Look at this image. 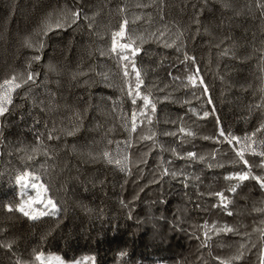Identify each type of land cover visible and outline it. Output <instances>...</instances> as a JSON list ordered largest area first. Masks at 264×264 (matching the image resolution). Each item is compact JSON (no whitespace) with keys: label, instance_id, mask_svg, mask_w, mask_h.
I'll list each match as a JSON object with an SVG mask.
<instances>
[{"label":"trees","instance_id":"trees-1","mask_svg":"<svg viewBox=\"0 0 264 264\" xmlns=\"http://www.w3.org/2000/svg\"><path fill=\"white\" fill-rule=\"evenodd\" d=\"M0 104V264H264V0H0Z\"/></svg>","mask_w":264,"mask_h":264},{"label":"snow or ice","instance_id":"snow-or-ice-1","mask_svg":"<svg viewBox=\"0 0 264 264\" xmlns=\"http://www.w3.org/2000/svg\"><path fill=\"white\" fill-rule=\"evenodd\" d=\"M71 18L73 20V22L75 21L76 18H78V13H72L70 14V17H66L65 19H69ZM127 23V22H125ZM63 25L61 23H57L56 24V27L59 28V27H62ZM48 30H51V24H48L46 25V32L45 34L47 33ZM124 33L123 31L117 33V35H120L122 36ZM29 46H31V44L29 43ZM42 47V45H41ZM121 47H129L128 45H122ZM36 59H39V56L36 57ZM125 59H127V57H125ZM133 68H135V65H133ZM140 72L139 71H136V77H137V85H136V88H137V91L135 93V95L139 96L140 95V92H139V88H140V84L143 83V81L140 79ZM33 80V75L32 74H29L28 77H27V81H24V83H27L28 81H31ZM189 80L192 84H196V79L194 77H189ZM6 84H11L12 82L11 81H5ZM21 85L20 84H16L15 87L16 88H19ZM3 100L4 102L6 103H11V98L10 96H8L7 94L3 97ZM135 102V101H133ZM143 102H144V105L145 107H151V109L153 111H155L156 109V105L154 103H152L149 98L147 96L143 97ZM8 109L6 107L3 106V104H0V115H2L4 112H6ZM205 115H207V113H205ZM133 129H135V124H133ZM69 135H72L73 133L72 132H69L68 133ZM221 135L223 136L224 133L221 132ZM148 139H151V137H147ZM233 139H236L235 137H233ZM232 141H229V143H231ZM105 156H107L108 154L105 153L104 154ZM189 157H193L195 156L196 154L194 153H188L187 154ZM240 157L241 159H243V154L241 153L240 154ZM112 161L109 159V163H111ZM116 163H121L120 161H116ZM244 163L247 164L248 161L247 160H244ZM236 179L240 180V181H245L247 179H249V175L247 173H243V174H240L238 175L237 177H235ZM253 179H257L258 181H260L261 185L264 186V179H261L260 177H253ZM232 191H235V189H232ZM47 204L50 206L51 208V211L48 212V213H44V212H41L39 213V215H54L55 214V210H56V204L51 201V200H48L47 201ZM20 211L24 213L25 216H29L30 213L25 211L23 207L20 208ZM32 219H36L37 216L36 215H32L31 216ZM221 231H231V229H222ZM37 259H40V256H37Z\"/></svg>","mask_w":264,"mask_h":264},{"label":"rangeland","instance_id":"rangeland-1","mask_svg":"<svg viewBox=\"0 0 264 264\" xmlns=\"http://www.w3.org/2000/svg\"><path fill=\"white\" fill-rule=\"evenodd\" d=\"M21 192H26L29 188L34 189V194L27 195V198L22 201V206L30 215H38L41 212L49 211L51 208L47 204L48 198L44 196V188L39 180L33 179L31 175H22L17 179ZM49 261L52 264H72V262L63 261L57 256L49 255Z\"/></svg>","mask_w":264,"mask_h":264}]
</instances>
